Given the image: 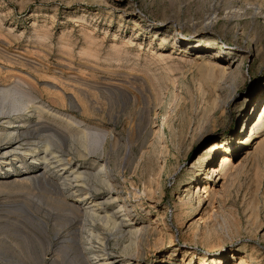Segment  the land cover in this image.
Returning a JSON list of instances; mask_svg holds the SVG:
<instances>
[{
  "label": "rangeland",
  "instance_id": "1",
  "mask_svg": "<svg viewBox=\"0 0 264 264\" xmlns=\"http://www.w3.org/2000/svg\"><path fill=\"white\" fill-rule=\"evenodd\" d=\"M214 58L242 59L240 73L223 76ZM2 90L0 127L24 94L14 114L37 141L66 160L105 162L109 185L92 178V192L125 205V228L141 224L130 264H264V128L240 144L264 99V0H0ZM214 141L228 144L226 177L208 178L214 193L199 202L196 184L219 156L195 160ZM10 172L0 167V264H86L66 250L88 247L91 232L111 257L129 245L78 214L50 178L2 179Z\"/></svg>",
  "mask_w": 264,
  "mask_h": 264
},
{
  "label": "bare ground",
  "instance_id": "2",
  "mask_svg": "<svg viewBox=\"0 0 264 264\" xmlns=\"http://www.w3.org/2000/svg\"><path fill=\"white\" fill-rule=\"evenodd\" d=\"M181 41H184V40L181 39ZM164 42H166V41L162 40V43H164ZM200 59H202V57ZM208 61L213 66H216L217 68H219V70H220L219 73L222 74L223 76H225L226 73H233L232 71H234V70H236L237 72L240 73L242 59H239L238 62H236V61L234 62L233 58H224V59L223 58L222 59L214 58L212 60L208 59ZM234 64H235V66H233ZM8 91L2 90V91H0V94H2L3 97H8V95H9ZM23 95L22 96L20 95L21 97L18 98V100L16 102H9L10 103L9 104V106H10L9 111L10 112H14V113L16 112L17 113V111H22V110L25 112L27 106H26V102H24ZM70 102L72 105L73 104L72 101H70ZM33 109L34 110H31L32 113H33V111L36 112V110H44L41 105L40 106H34ZM10 112H8V113H10ZM14 113H13L11 119H9L8 121L6 120L7 125L6 126L1 125V127H0V167L2 169H5V170H11V172L4 175L2 179L13 178L14 180H22L23 178H25V179L26 178H28V179L29 178H34V179L43 178V179H46V181H47V178L48 179L50 178V180L54 184H58V185L62 186L61 188L62 189L64 188V190H65L64 192H68V197H70V204L67 203V205L69 204L70 206H72L75 210H77V213L80 212V214H82L83 216L90 217L94 221V223L98 222L101 226L100 229H102L105 233L112 235L114 233V231H119V232L125 233L129 237H131V236L135 237L137 232L140 230V228H138V227L139 226L141 227V224L138 227H136L137 225L133 226L134 225L133 224L132 226L128 225L129 227L125 228L123 223L130 221L131 218L129 217L128 214L127 215L122 214V216L124 218L122 216L120 218L117 215L120 212L121 208L124 207L125 205L123 206V204H122L120 206L117 204L116 206H114L112 208H109L106 206L108 202L114 200V197H113L114 195H111V193H113V192H107V196L105 198L92 192V189L97 190L99 188L97 186V184L99 182L101 184L103 183L105 186L109 185V177L106 176V174H105L106 171L104 172L105 167L103 166V164L105 162H103V164H101V163L99 164L97 160L92 159L93 160L92 162L82 164V163L73 162V161L69 160V158H68V160L64 159V154L59 152L58 150H56L53 147L54 144L50 141V139L46 138L45 141H43L42 143L35 139V136H34L35 134L34 133L31 134L32 130L29 131V129H31L30 127H32V125H30V120L24 119L23 118L24 114H22V113L14 114ZM27 116L30 117L31 115H27ZM245 116H248V115L246 114ZM6 121H3V123H5ZM72 122L74 123L73 120H72ZM76 124L78 127L81 126L79 123H76ZM262 128H264V99L261 101L260 106L258 107V109H257V111H256V113H255V115L251 121V124L249 126V130H247V131H249V135H247V139L246 140L243 139L246 136V133H245V136L242 138L240 144L242 145V144H245L246 142L250 141V136L252 134H254L255 131L260 130ZM33 132L36 133V131H33ZM87 134H88L87 130H86V133L84 131H80V134H79L80 144H81L82 148H84V150L89 147L90 143L92 144V142H91L92 138L88 139L89 134L88 135ZM95 136H96V134H95ZM3 139H5L4 140L5 142L3 141ZM227 146H228V144L225 141H214V142L210 143L209 145H207L203 149L202 153H200L197 156L195 162L199 163V164L201 162L205 161L207 156H210V155L211 156L212 155L213 156H219L217 159V163L215 165L207 166L205 175L203 177H201L200 178L201 180H199L198 183L196 184V193L194 196L197 197L199 202H200V193L201 192L206 193V194L208 192L214 193L213 188L211 189L210 186H208V183L206 182V180L208 178H211L212 176H214V178L217 177L215 182H218L219 179H223V182H224V177H226L225 176V170L226 169L224 170V168L228 164V161L230 160L229 155H228V151H227ZM14 165L19 168L18 171H15V169L13 168ZM29 168H35V169L28 171ZM92 178H99L100 181L99 182L97 181L98 183L94 184V182L92 181L93 180ZM48 182H49V180H48ZM49 185H50V183H49ZM53 186H55V185H53ZM113 186H114V184H113ZM100 189H103V188H100ZM114 190H116V189L114 188ZM116 197H118V196H116ZM119 198H120V195H119ZM121 199H123V198H121ZM179 203L181 204L180 206L188 204L187 200L186 201L182 200ZM70 212L71 211H69V213ZM72 212H74V211L72 210ZM72 212H71V214H72ZM78 214H76V215H78ZM70 216L71 215H69V217ZM73 216L71 218H73ZM79 216H77V217H79ZM71 218H69V219H71ZM81 219H82V217H81ZM91 223H92V221H91ZM94 223L92 224V226L94 225ZM72 225L73 224H71V226ZM153 226H151V227H153ZM147 227L148 226H146V228ZM68 228H70V227H67V230H68ZM142 228L144 229V227H142ZM154 229H155V227H154ZM156 229H157V227H156ZM158 230H160V229H158ZM67 232H69V231H67ZM161 232H160V234H161ZM139 233H141V232H139ZM63 234H64V232H63ZM65 235H67V234H65ZM59 237L61 239V238H64L66 236L61 235V236H58L57 238H59ZM129 237H128V240H129ZM140 237H141V235H140ZM93 239L96 240L97 244H99V246H98L99 250L96 253L93 252L94 257L90 261L87 257V249L92 248L94 246L93 245V242H94ZM72 240L75 241V238ZM141 240L142 239L138 240V239L131 237L129 245L125 246L121 252H118L116 254V256L113 255V257H111V254L113 251L110 252L111 250L109 251V249L106 247V245H105L106 237L101 236V234L100 235L99 234L93 235L91 232L90 240L88 242V244H89L88 247H86L85 244L78 243V241H76L77 248L74 250L72 247H67L66 254H67L68 258L73 263H76L77 261L81 260L86 264H130L129 261L132 259V256H127V254L128 253H130V255L133 253L139 254V252H138L139 247L137 244L139 243V241L141 242ZM62 243H64V240ZM88 254H89V252H88ZM135 255L136 254H134V256ZM135 261L140 263V261L138 260V257H136ZM248 263L249 262L246 258L240 257L237 264H248Z\"/></svg>",
  "mask_w": 264,
  "mask_h": 264
}]
</instances>
